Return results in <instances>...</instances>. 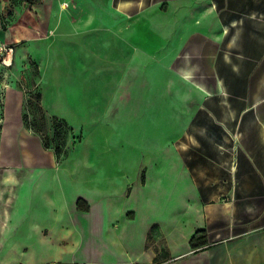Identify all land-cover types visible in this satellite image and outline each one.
I'll return each mask as SVG.
<instances>
[{"label":"rangeland","instance_id":"374dc122","mask_svg":"<svg viewBox=\"0 0 264 264\" xmlns=\"http://www.w3.org/2000/svg\"><path fill=\"white\" fill-rule=\"evenodd\" d=\"M212 2L219 10L225 0H0V47H13L11 67L0 66V264H48L66 208L93 202L128 221L146 216L149 237L167 232L179 247L200 225L192 173L216 162L202 160L209 148L235 154L237 187L251 176L243 133L229 143L227 112L224 121L201 112L228 103L229 81L242 94L261 81L257 63L237 79L211 61ZM53 117L68 126L59 141ZM240 188L213 197L264 200Z\"/></svg>","mask_w":264,"mask_h":264},{"label":"crops","instance_id":"0c3cea01","mask_svg":"<svg viewBox=\"0 0 264 264\" xmlns=\"http://www.w3.org/2000/svg\"><path fill=\"white\" fill-rule=\"evenodd\" d=\"M245 4L246 8L251 6L248 11ZM259 4L257 0H225L224 7L214 10L215 2H212V21L206 28L211 36L208 41L216 48L209 55L212 62L219 58L229 75L237 79L247 78L250 64L257 63L261 80L243 94L229 81L230 99L226 105L212 103L201 108V112H208L214 120H223V111L227 112L229 143H238L237 134L243 133L244 159L251 175L240 177L237 187L233 182L237 169L235 154L227 156L209 148L201 157L203 161H216L199 163L192 173L193 182L201 191L196 202L200 225L195 232H205L206 245L195 251L190 249L189 240L195 232L182 239L179 247L167 232L163 237L157 233L149 237L151 221L146 216L128 221L119 215L121 208L112 209L111 202H93L87 212L66 208V216L59 217L66 228L60 226L53 231L51 237L59 241L50 244L48 264H154L158 257L163 258L158 264H264V200L245 204L235 198L220 201L223 194L213 197V191H233L235 197L234 192L241 185L251 191L264 190V9H259ZM197 29H205L203 22L197 23ZM6 39L13 41L12 37ZM14 40L21 41L16 36ZM242 95L247 98L244 102L240 101ZM63 105L69 112L79 111L76 105H68L66 101ZM61 116L70 125H85ZM227 159L232 162L225 169L223 161Z\"/></svg>","mask_w":264,"mask_h":264},{"label":"trees","instance_id":"16d2710c","mask_svg":"<svg viewBox=\"0 0 264 264\" xmlns=\"http://www.w3.org/2000/svg\"><path fill=\"white\" fill-rule=\"evenodd\" d=\"M10 1L13 3L21 1L24 4H27L29 6L39 5L42 2V0H10ZM52 125L54 129V138L58 141L62 140L64 138V135L66 134V131L68 130L67 124L63 120L53 117ZM62 128L64 129V131H62ZM80 203H83V202H78L77 205H79ZM77 208H78L77 210L81 212H87L89 210L87 206H85V208H80V207H77ZM206 242L207 241L205 237V232L197 231L190 238L189 247L191 250L195 251L199 248L204 247L206 245Z\"/></svg>","mask_w":264,"mask_h":264},{"label":"built area","instance_id":"2783aa9c","mask_svg":"<svg viewBox=\"0 0 264 264\" xmlns=\"http://www.w3.org/2000/svg\"><path fill=\"white\" fill-rule=\"evenodd\" d=\"M13 47L2 45L0 47V66L10 68L12 65Z\"/></svg>","mask_w":264,"mask_h":264},{"label":"bare ground","instance_id":"6f19581e","mask_svg":"<svg viewBox=\"0 0 264 264\" xmlns=\"http://www.w3.org/2000/svg\"><path fill=\"white\" fill-rule=\"evenodd\" d=\"M16 38H17V41H19V37L16 36Z\"/></svg>","mask_w":264,"mask_h":264}]
</instances>
